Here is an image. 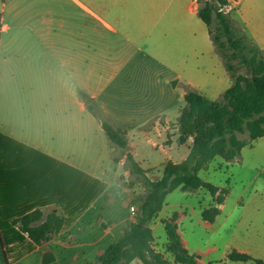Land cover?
Wrapping results in <instances>:
<instances>
[{"label":"crops","instance_id":"obj_1","mask_svg":"<svg viewBox=\"0 0 264 264\" xmlns=\"http://www.w3.org/2000/svg\"><path fill=\"white\" fill-rule=\"evenodd\" d=\"M228 1L237 7L249 39L264 51V6L247 8L243 7L244 0ZM198 9L197 0H0V227L16 229L0 230V264H15L29 255H38L39 264H43L47 253L55 257L50 264L93 263L134 221L135 214L131 211L132 207L137 208L135 198L142 193L139 189L125 186L131 195L125 201L126 212L118 219H108L104 216L105 207L98 206V200L105 196L107 206L113 205L107 189L110 182L122 183V175L131 176L128 167L123 166L126 156L114 161L116 167L110 171L111 177L107 179L108 173L103 171L106 177L99 178L68 163L69 154L56 156L57 152L48 143V132L50 128H60L68 140L74 139L76 127L70 120L75 118V110L78 113L89 108L80 94L95 102L97 94L91 84L97 80L104 81L106 87L132 83L135 93L145 88L142 85L145 80L153 82L155 79H164L165 83L184 81V86L197 91L198 85L187 74V68L192 66L193 42L197 38L195 25L206 45L209 65L223 63ZM208 72L213 73L211 69ZM217 86V82L208 85L200 94L211 91L213 94ZM231 86L232 83L227 89ZM9 124L14 128L10 129L12 134L8 132ZM162 124H148L144 133L154 131L159 136L166 133L172 149L173 141L178 142L180 137L177 122ZM27 126L40 132L46 140L25 134ZM149 142L165 153V164L168 161L180 163L165 146L150 138ZM128 143L146 175L151 179L161 178L165 164L161 175H155L144 167L135 146ZM192 143L193 138L182 144L178 142L187 147L181 162L189 155ZM177 190L187 199L194 197L195 201L170 203V196ZM174 191L167 195L164 208L152 222V247L171 264H188L176 262L166 251V220L178 214L176 223L182 245L189 255H195L182 232L183 221L212 228L223 212L225 200L217 204L216 197L205 188ZM199 197L207 199L206 203ZM212 207L219 208L220 214L212 222L204 220L203 211ZM35 211H40L42 217L32 226L43 223L50 214L64 220L62 229L40 245H34L26 233L18 232L20 223L12 224ZM18 233L23 236L21 243L4 246V241L12 242L13 237L21 236ZM19 245L27 247V252L16 255ZM196 260L198 264H208L202 258ZM228 260L235 264H257L232 261L229 255ZM129 264L144 263L135 259Z\"/></svg>","mask_w":264,"mask_h":264},{"label":"rangeland","instance_id":"obj_2","mask_svg":"<svg viewBox=\"0 0 264 264\" xmlns=\"http://www.w3.org/2000/svg\"><path fill=\"white\" fill-rule=\"evenodd\" d=\"M213 1L233 19L237 29L243 30L244 25L237 13V7L232 1L227 0L226 5L220 4L218 0ZM242 4L247 8L264 6V0H244ZM195 30L197 38L193 42L192 66L187 68V74L198 85L196 88L199 93L203 92L204 87L217 82V91L213 94L211 91L203 95L211 100H218L230 83L233 84V80L227 74L222 61L218 66L209 65L210 59L206 45L201 39L200 31L196 25ZM212 31L215 33L214 28ZM235 63L239 65L237 61ZM210 69L213 71L212 74L208 72ZM239 73L245 78L251 77V74L243 66H240ZM183 82L174 84L173 81L165 83L164 79H155L153 82L145 80L142 84L145 88L139 93L133 92L132 83L129 82L112 84L108 87L104 81L97 80L91 84V88L97 94V100L91 103L92 107L100 109L110 123L127 133L128 141L135 146L142 164L155 175H161L166 156L161 148L154 147L149 142V138L160 146H165L166 151L174 156L175 161L181 162L184 152L187 150V147L179 145L177 140L173 141L174 147L171 149L167 143L166 133H163L162 136L154 131L148 135L144 133L145 127L153 122L161 123V125L165 122L169 124L177 122L181 109L186 106L184 93L189 89L184 86ZM117 86L126 88L121 89ZM83 95L80 94L81 99L84 98ZM51 123L52 121H50V126ZM70 123H75L76 127L73 140H68L60 128H50L48 132V143L57 152L55 155L60 157V154H69L71 158L68 163L77 165L82 171L99 178L106 177L103 176V171H106L107 179L111 177L113 173L110 171L114 166L116 167L114 157L121 159L125 155L111 144L102 128L100 118L95 116L89 108L85 112L76 113L75 110V118L70 120ZM77 125H79V133H77ZM7 128L8 132L12 134L10 129H14L13 126L9 124ZM28 128V132H24L25 134L37 135L38 140L41 138L46 140L44 135L41 137L40 132L37 133L35 129ZM241 137H246V134ZM123 166L127 168L126 164ZM199 175L204 180L221 186L220 191L225 190L226 195L223 212L212 228L192 224L189 220L183 221L182 232L184 237L189 239L190 248L196 258H202L208 264H224L225 262L235 264L228 260V255L236 249L264 261V137L250 141L242 149L240 156L231 162L216 157L205 169L200 171ZM152 179L155 180L158 177ZM120 180L122 183L116 181L113 184L110 182L107 186L109 196L113 199V205L107 206L106 196L98 200V206L105 207L104 216L111 220L118 219L126 212L125 201L128 200L131 192L125 186H129L133 182V189H139L142 192L135 198L136 202L146 193L142 179L138 181L134 175L127 178L122 175ZM169 200L172 204H183L184 202H193L195 198L187 199L182 191L177 190L172 193ZM200 200L204 203L207 201L203 198ZM136 212L137 208L134 214ZM17 249L16 255H22L28 250L22 245L17 246ZM163 256L166 258L165 255ZM1 257L0 253V262H2ZM166 259L168 260V258ZM15 264H39V256L29 255Z\"/></svg>","mask_w":264,"mask_h":264},{"label":"trees","instance_id":"obj_3","mask_svg":"<svg viewBox=\"0 0 264 264\" xmlns=\"http://www.w3.org/2000/svg\"><path fill=\"white\" fill-rule=\"evenodd\" d=\"M198 14L208 25L212 41L223 60L226 71L233 80L232 86L218 100H210L195 90L188 89L184 99L186 106L182 108L177 121L180 144L193 138L189 155L180 163L168 161L165 164L163 175L159 179H151L146 171L135 160L130 152L127 134L110 123L103 112L88 107L91 112L100 118L102 128L113 146L120 149L126 156V165L131 175L137 180H143L145 195L139 197L137 212L134 221L130 222L124 233L115 239L107 249L97 257L93 263L87 264H129L135 259L144 264H171L163 254L156 252L152 247V222L159 215L165 205L166 197L176 189L194 191L200 188L207 189L216 197L215 202L222 204L226 195L225 190L200 177L199 173L216 157L226 162L237 159L242 149L250 141L264 137V51L261 50L244 32L234 26V21L213 0H197ZM222 5L227 0H218ZM215 29V33L212 31ZM238 62L237 65L235 62ZM243 66L251 74L245 78L239 73ZM246 134L242 138L241 135ZM120 158L114 157L118 162ZM130 183L129 187H133ZM220 214V209L212 207L203 211L204 220L214 221ZM40 211L31 212L12 222L18 226L19 233H26L34 245L47 241L50 235L62 229L64 220L56 214H50L47 219L38 225L32 226L34 221L41 219ZM174 213L170 220H166L168 236L167 251L174 256L176 262L198 264L195 255H189L183 247L178 233ZM16 230L0 227V230ZM18 233V234H19ZM19 234V235H21ZM21 236L13 237V241H4V246L11 247L21 242ZM23 243V242H22ZM232 261H255L264 264L246 253L233 250L229 254ZM6 263L8 260L6 259Z\"/></svg>","mask_w":264,"mask_h":264},{"label":"water","instance_id":"obj_4","mask_svg":"<svg viewBox=\"0 0 264 264\" xmlns=\"http://www.w3.org/2000/svg\"><path fill=\"white\" fill-rule=\"evenodd\" d=\"M176 82H174L175 84ZM84 102L86 105H90L93 102V98L89 97V96H84ZM55 260V257L53 254L51 253H47L45 254L44 258H43V264H50L52 263V261Z\"/></svg>","mask_w":264,"mask_h":264},{"label":"built area","instance_id":"obj_5","mask_svg":"<svg viewBox=\"0 0 264 264\" xmlns=\"http://www.w3.org/2000/svg\"><path fill=\"white\" fill-rule=\"evenodd\" d=\"M219 11H223L224 12V10L222 8H219ZM135 211H136V208L135 207H132L133 214L135 213Z\"/></svg>","mask_w":264,"mask_h":264}]
</instances>
